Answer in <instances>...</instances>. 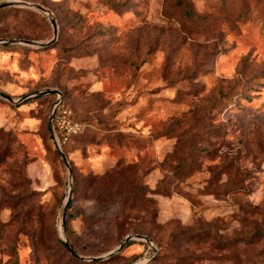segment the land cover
Returning <instances> with one entry per match:
<instances>
[{
    "label": "rangeland",
    "instance_id": "374dc122",
    "mask_svg": "<svg viewBox=\"0 0 264 264\" xmlns=\"http://www.w3.org/2000/svg\"><path fill=\"white\" fill-rule=\"evenodd\" d=\"M9 1L57 36L0 45V93L59 96L0 98V264H264V0ZM52 38L0 10V41Z\"/></svg>",
    "mask_w": 264,
    "mask_h": 264
},
{
    "label": "water",
    "instance_id": "95a60500",
    "mask_svg": "<svg viewBox=\"0 0 264 264\" xmlns=\"http://www.w3.org/2000/svg\"><path fill=\"white\" fill-rule=\"evenodd\" d=\"M10 7H19V8H23V7H26V8H29V9H35L41 13H44L50 23H51V26H52V31H53V38L49 41V42H46V43H40V42H35V41H29V40H14V39H11V40H6V41H0V45H4V44H21V45H25V46H28V47H36V48H43V47H46L48 46L49 44H51L52 42H54L56 36H57V24H56V21L55 19L53 18V16L51 14H49V12L44 9L42 6L40 5H37V4H32V3H27V2H23V1H9V2H5V3H2L0 4V10L1 9H5V8H10ZM52 94H55L57 96H59V92L55 89H44L42 91H39V92H36L32 95H29L27 97H24L18 101H14L12 98L6 96V95H3L0 93V98L8 101L9 103L11 104H14V105H17V104H20V103H23L27 100H30V99H33V98H37V97H41V96H46V95H52ZM60 105V100H58L50 114V117L48 119V127H49V132H50V135H51V138L53 140V143H54V146L55 148L57 149L62 161L64 162L65 166L67 167L68 169V172H69V176H70V168L68 166V162H67V159L63 153V151L61 150V145L59 144V142L57 141V138H56V135H55V131H54V128H53V125H52V118H53V115L57 109V107ZM69 185H70V182H69ZM69 199H70V193L66 199V202H65V205H64V209H63V219L65 218V213L67 211V208H68V205H69ZM134 240H137V241H145L148 245H149V248L152 247L150 241L148 239H146L145 237L143 236H140V235H134V236H127L124 241L116 248L114 249L113 251L107 253L104 257L102 258H90V259H87L89 261H101V260H105V259H108L110 257H112L113 255H116L118 254L120 251H122V249L125 247V245L129 242V241H134ZM63 242V245L64 247L66 248V250L68 251V253L73 256L74 258L78 259V260H85L84 258L80 257L77 253H75V251L71 248V246L65 241V240H62Z\"/></svg>",
    "mask_w": 264,
    "mask_h": 264
},
{
    "label": "built area",
    "instance_id": "2783aa9c",
    "mask_svg": "<svg viewBox=\"0 0 264 264\" xmlns=\"http://www.w3.org/2000/svg\"><path fill=\"white\" fill-rule=\"evenodd\" d=\"M69 115L70 111L59 105L52 118V125L60 145L67 143L79 130L78 125L69 120Z\"/></svg>",
    "mask_w": 264,
    "mask_h": 264
},
{
    "label": "trees",
    "instance_id": "16d2710c",
    "mask_svg": "<svg viewBox=\"0 0 264 264\" xmlns=\"http://www.w3.org/2000/svg\"><path fill=\"white\" fill-rule=\"evenodd\" d=\"M131 244H133V242H128L127 244H126V247H128V246H130ZM62 245H63V242H62ZM63 247H64V245H63ZM65 248V247H64ZM73 249V248H72ZM65 250H66V248H65ZM74 250V249H73ZM67 251V250H66ZM75 251V250H74ZM68 252V251H67ZM75 253H76V251H75ZM73 257V256H72ZM74 258V257H73ZM74 259H76V258H74ZM78 260V259H77Z\"/></svg>",
    "mask_w": 264,
    "mask_h": 264
}]
</instances>
